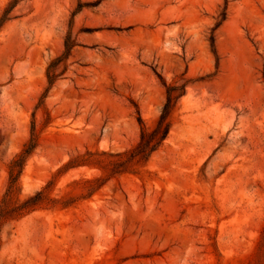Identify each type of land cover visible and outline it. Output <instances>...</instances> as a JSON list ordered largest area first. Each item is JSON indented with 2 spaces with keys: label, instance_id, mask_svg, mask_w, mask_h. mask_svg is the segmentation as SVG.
I'll return each mask as SVG.
<instances>
[{
  "label": "rangeland",
  "instance_id": "rangeland-1",
  "mask_svg": "<svg viewBox=\"0 0 264 264\" xmlns=\"http://www.w3.org/2000/svg\"><path fill=\"white\" fill-rule=\"evenodd\" d=\"M2 17L0 196L34 120L19 198L68 204L5 222L0 264H264V0H0ZM164 81L184 89L167 138L117 166ZM86 150L113 155L57 171Z\"/></svg>",
  "mask_w": 264,
  "mask_h": 264
},
{
  "label": "trees",
  "instance_id": "trees-1",
  "mask_svg": "<svg viewBox=\"0 0 264 264\" xmlns=\"http://www.w3.org/2000/svg\"><path fill=\"white\" fill-rule=\"evenodd\" d=\"M222 13V18H224L225 11ZM4 20V17L0 18V25ZM71 47L72 43L70 42V36L68 35L64 41V51L60 55L51 59L46 68L48 85L36 105V108L39 106L44 108L46 120L50 117V114L48 109L44 106V98L50 87L67 68V60ZM163 84L165 86V100L158 117L152 126H147L142 117L140 115L138 116L140 123L139 138L129 149L115 153L124 157L123 161L115 162L117 166H122L121 164L125 166V164L132 161L147 160L167 138L171 127V113L176 101L184 93V89H182L183 87L177 86L173 83H167L166 81H164ZM38 135L39 133L36 129L35 121L33 120L29 138L24 142L20 151L17 152L9 161L7 185L4 192L0 196V235L2 226L5 222L19 219L33 210L43 207L47 204V202H52L53 204L60 203L62 206H66L68 204L67 201L61 200L60 198H50L44 189L37 190L33 194L19 198L20 185L18 184V180L28 156L31 155L37 145ZM100 154L113 155L112 153H108L106 151L97 152L86 150L84 153H78L71 156L69 160L66 161L57 171L60 172L68 168L78 167L81 165H98L101 168H105V165H103L101 163L102 161H100L97 157V155ZM96 181H98V178H86L83 180V183L88 185V188H91L90 190L92 191V185H94Z\"/></svg>",
  "mask_w": 264,
  "mask_h": 264
}]
</instances>
